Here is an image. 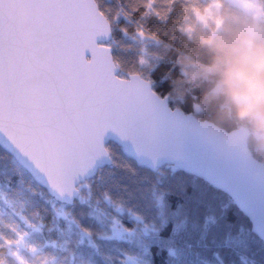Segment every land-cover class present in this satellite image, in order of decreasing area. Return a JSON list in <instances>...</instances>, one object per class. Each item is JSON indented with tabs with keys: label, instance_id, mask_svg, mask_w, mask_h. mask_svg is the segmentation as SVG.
<instances>
[{
	"label": "snow or ice",
	"instance_id": "6c2138e0",
	"mask_svg": "<svg viewBox=\"0 0 264 264\" xmlns=\"http://www.w3.org/2000/svg\"><path fill=\"white\" fill-rule=\"evenodd\" d=\"M189 7L0 0V264H264V163L155 79L152 24Z\"/></svg>",
	"mask_w": 264,
	"mask_h": 264
},
{
	"label": "trees",
	"instance_id": "16d2710c",
	"mask_svg": "<svg viewBox=\"0 0 264 264\" xmlns=\"http://www.w3.org/2000/svg\"><path fill=\"white\" fill-rule=\"evenodd\" d=\"M212 1L189 0L188 19L193 11L192 6L202 9L203 5ZM217 3L221 7V26L225 18H229L246 20L264 28V18L256 21L253 16L228 0H219ZM187 20H173L167 25L152 24L161 34L159 42H150L149 45L159 65L155 79L160 91L168 96V103L173 108L179 107L182 111L187 109L199 119L210 120L227 131L245 125L235 117L231 105L216 86L215 77L201 73L200 66L210 64L213 56L209 47L202 42V38L220 30L215 27L212 31H206L199 25H193V30L187 32ZM247 144L254 157L264 163V152L254 146L250 137Z\"/></svg>",
	"mask_w": 264,
	"mask_h": 264
},
{
	"label": "clouds",
	"instance_id": "9594fccd",
	"mask_svg": "<svg viewBox=\"0 0 264 264\" xmlns=\"http://www.w3.org/2000/svg\"><path fill=\"white\" fill-rule=\"evenodd\" d=\"M202 42L212 61L201 73L215 77L216 86L243 122L251 141L264 152V28L242 19L225 18L222 29Z\"/></svg>",
	"mask_w": 264,
	"mask_h": 264
},
{
	"label": "water",
	"instance_id": "95a60500",
	"mask_svg": "<svg viewBox=\"0 0 264 264\" xmlns=\"http://www.w3.org/2000/svg\"><path fill=\"white\" fill-rule=\"evenodd\" d=\"M175 109L179 108L175 107ZM187 114L192 117V120L189 122V126L202 132L205 139L219 150L236 154L245 160H257L254 158L253 154H251L247 144V140L250 136L247 127L240 126L239 128L227 131L224 128L212 123L210 120H200L192 113Z\"/></svg>",
	"mask_w": 264,
	"mask_h": 264
},
{
	"label": "rangeland",
	"instance_id": "374dc122",
	"mask_svg": "<svg viewBox=\"0 0 264 264\" xmlns=\"http://www.w3.org/2000/svg\"><path fill=\"white\" fill-rule=\"evenodd\" d=\"M204 1V0H203ZM231 4L237 5L245 13L253 16L257 21L260 18H264L259 15V6L254 5L252 0H248V3H245V0H228ZM205 4V3H204ZM255 9V11H253ZM221 7L216 1H212L210 4L203 5L202 9H195L192 11L190 18L186 22V31L191 32L193 30V25H199L206 31H212L216 27L217 30L222 29V16L220 15ZM150 42H147L149 47ZM168 98V96H167ZM169 99V98H168ZM198 108L196 107V111ZM247 127V126H246Z\"/></svg>",
	"mask_w": 264,
	"mask_h": 264
}]
</instances>
